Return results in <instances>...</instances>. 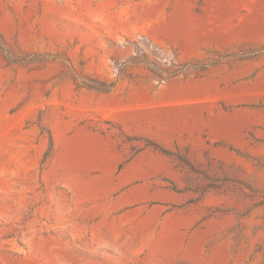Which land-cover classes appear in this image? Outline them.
Listing matches in <instances>:
<instances>
[{
  "label": "rangeland",
  "instance_id": "1",
  "mask_svg": "<svg viewBox=\"0 0 264 264\" xmlns=\"http://www.w3.org/2000/svg\"><path fill=\"white\" fill-rule=\"evenodd\" d=\"M0 264H264V0H0Z\"/></svg>",
  "mask_w": 264,
  "mask_h": 264
}]
</instances>
